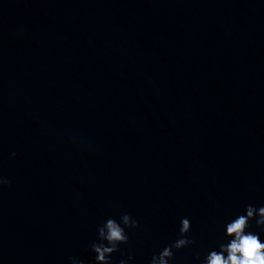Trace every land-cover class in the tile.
Here are the masks:
<instances>
[{
  "label": "water",
  "instance_id": "1",
  "mask_svg": "<svg viewBox=\"0 0 264 264\" xmlns=\"http://www.w3.org/2000/svg\"><path fill=\"white\" fill-rule=\"evenodd\" d=\"M0 175V264H95L124 212L115 264L185 216L197 264L264 204V0H0Z\"/></svg>",
  "mask_w": 264,
  "mask_h": 264
},
{
  "label": "clouds",
  "instance_id": "2",
  "mask_svg": "<svg viewBox=\"0 0 264 264\" xmlns=\"http://www.w3.org/2000/svg\"><path fill=\"white\" fill-rule=\"evenodd\" d=\"M16 155L15 152L12 153ZM10 180L0 175V187L9 184ZM262 231H253L252 222ZM140 227V221L131 213L124 212L119 217L110 216L97 227V238L91 243L95 264H115L114 253L121 251V245L130 241V230ZM192 221L189 217L180 220L179 232L170 244L154 252L149 264H173L176 251L196 244L190 235ZM223 241L218 247L211 248L200 256L196 255L197 264H264V204H248L243 212L230 218L221 228ZM118 264H133L135 255L132 252L122 253ZM70 264H85L77 256L69 258Z\"/></svg>",
  "mask_w": 264,
  "mask_h": 264
}]
</instances>
